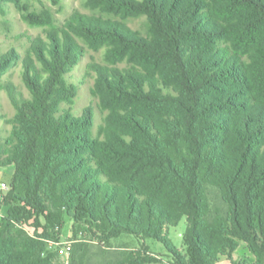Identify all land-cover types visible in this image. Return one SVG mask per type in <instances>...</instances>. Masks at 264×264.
Wrapping results in <instances>:
<instances>
[{"label":"trees","instance_id":"trees-1","mask_svg":"<svg viewBox=\"0 0 264 264\" xmlns=\"http://www.w3.org/2000/svg\"><path fill=\"white\" fill-rule=\"evenodd\" d=\"M89 1L145 15L148 35L76 13L32 41L21 71L28 95L4 87L15 115L0 135V167L14 170L0 264H55L59 247L49 245L66 217L102 243L122 233L155 239L174 264H214L241 241L264 264V0ZM29 18L53 26L47 12ZM79 38L93 49L115 44L104 49L107 63L89 65L108 102L95 136L93 108H70ZM125 49L134 60L119 66ZM18 57L1 53L0 71ZM183 217L184 254L166 233ZM84 246L70 264H89ZM156 261L143 246L99 264Z\"/></svg>","mask_w":264,"mask_h":264},{"label":"rangeland","instance_id":"rangeland-1","mask_svg":"<svg viewBox=\"0 0 264 264\" xmlns=\"http://www.w3.org/2000/svg\"><path fill=\"white\" fill-rule=\"evenodd\" d=\"M44 12L48 13L53 26L44 23H34V20H30L32 18H29V15H41ZM76 13L92 14L120 20L139 34L143 36L148 35L149 24L145 15H129L116 12L115 10L104 9L91 4L89 0H21L18 5H15L11 0H0V54L11 49L19 55L18 59L11 62L6 69L0 71V135L2 138L10 131L11 125L7 122L15 115V109L7 97L5 85L13 84L25 96L28 95V91L21 80V71L23 58L28 53H31L30 45L32 41L38 37L47 40L46 35L52 28L62 26L66 19ZM79 41L84 48L83 56L66 75L67 80L77 87L76 95L70 103V108L74 115H80L82 110L87 106L93 108V135L95 136L100 127L104 125L108 113V109L106 108L108 107V102H106L105 97L102 99L99 91L96 94L95 73L90 69L89 65L93 62L107 63L104 58V49L106 47H114L115 44L112 42L108 43L106 47L102 46L98 49H93L81 38H79ZM118 55L119 60L117 65L119 66L126 65L134 60L130 51L126 49L120 51ZM3 167L8 166L0 167V182L9 185L11 172ZM8 191L9 186L5 191L0 192V219L3 217L5 210L2 204V196L7 195ZM21 227L28 232L33 231V228L28 225L22 224ZM185 228L186 219L184 217L175 226L166 228V233L172 244L183 254L185 253V248L182 241V233ZM38 231L40 232L41 230ZM76 231H72L71 220L66 217L59 242L49 245V247L55 250L59 247L58 257H55V260H53L55 264H70L73 249L78 243L85 244V254H87L89 264H99L105 261L122 259L129 252L142 249L143 246H146L148 252L157 260L149 264H174L172 256L163 244L155 239L139 238L132 234L122 233L117 237L111 238L107 243H102L95 237H92L94 236L93 231L91 233L86 232L87 228L78 229L77 234ZM70 241L73 242L71 243L73 245L71 252L69 254L60 253L59 249L63 244ZM234 263H256L255 255L243 241L239 242L231 257L226 255L219 256L214 264Z\"/></svg>","mask_w":264,"mask_h":264},{"label":"built area","instance_id":"built-area-1","mask_svg":"<svg viewBox=\"0 0 264 264\" xmlns=\"http://www.w3.org/2000/svg\"><path fill=\"white\" fill-rule=\"evenodd\" d=\"M7 188H8V185L6 183L0 182V192L5 191ZM71 243L72 241L66 242L65 244H63V246L59 249V252L69 254L71 251Z\"/></svg>","mask_w":264,"mask_h":264},{"label":"crops","instance_id":"crops-1","mask_svg":"<svg viewBox=\"0 0 264 264\" xmlns=\"http://www.w3.org/2000/svg\"><path fill=\"white\" fill-rule=\"evenodd\" d=\"M3 168H4V169L7 168V170L10 171V172H11V175H12V173H13V167H12V166L3 167ZM0 169H1V168H0ZM11 175H10V177H11Z\"/></svg>","mask_w":264,"mask_h":264}]
</instances>
